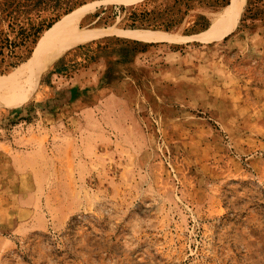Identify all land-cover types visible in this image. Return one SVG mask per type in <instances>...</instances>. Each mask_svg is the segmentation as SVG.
Instances as JSON below:
<instances>
[{"label": "rangeland", "instance_id": "rangeland-1", "mask_svg": "<svg viewBox=\"0 0 264 264\" xmlns=\"http://www.w3.org/2000/svg\"><path fill=\"white\" fill-rule=\"evenodd\" d=\"M232 4L0 0V89L26 82L0 102V264H264V0L217 29Z\"/></svg>", "mask_w": 264, "mask_h": 264}, {"label": "bare ground", "instance_id": "bare-ground-1", "mask_svg": "<svg viewBox=\"0 0 264 264\" xmlns=\"http://www.w3.org/2000/svg\"><path fill=\"white\" fill-rule=\"evenodd\" d=\"M239 5L240 0H233L232 6L223 7L218 11L210 12L207 16L217 29L221 28L234 20ZM101 34L102 32L100 30H91L86 32H75L62 37L36 59L34 74L41 73L46 67L59 60L73 48L98 39ZM126 35L147 43L162 42L168 40L172 36L171 33L162 31L126 32ZM25 84L26 82L24 84L15 83L14 86L8 89H0V102L19 96Z\"/></svg>", "mask_w": 264, "mask_h": 264}, {"label": "trees", "instance_id": "trees-1", "mask_svg": "<svg viewBox=\"0 0 264 264\" xmlns=\"http://www.w3.org/2000/svg\"><path fill=\"white\" fill-rule=\"evenodd\" d=\"M246 8V5H244V9ZM1 52V51H0Z\"/></svg>", "mask_w": 264, "mask_h": 264}]
</instances>
